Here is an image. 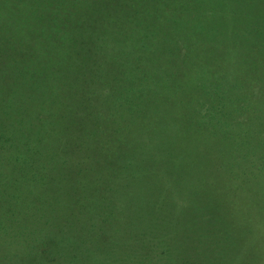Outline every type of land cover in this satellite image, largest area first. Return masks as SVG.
I'll use <instances>...</instances> for the list:
<instances>
[{"label": "trees", "instance_id": "16d2710c", "mask_svg": "<svg viewBox=\"0 0 264 264\" xmlns=\"http://www.w3.org/2000/svg\"><path fill=\"white\" fill-rule=\"evenodd\" d=\"M53 1L59 5L55 18L47 17L43 0H0V151L13 129L31 131L28 140L38 138L36 157L43 160L44 168L52 170L42 173L30 163L25 170L21 162L7 160L0 153V219L11 223L10 227L6 224L8 231L0 225V234L10 233L14 222H29L38 214L43 217L36 227L40 232L37 244L45 246L41 251L36 241L20 244L4 240L14 245L9 248L0 237V256L5 250L11 253L9 264H45L49 259L43 252H48L51 245H60L51 234L69 233L71 220L74 228L86 232L81 217L86 203H80L75 191L109 202L105 193L108 187L100 178L107 180L106 174L123 173L106 166L113 158V143L134 132L142 120L150 122L147 115L153 113L154 97L150 83L174 97L166 98L179 100L174 92L180 88L176 77H185L181 66L186 62L198 65L196 59H206L207 53L223 44L220 36L232 48L247 51L240 63L247 77L237 87L244 93L245 105L240 107L252 108L246 104L261 100L257 76L263 66L255 65L264 60L262 55L256 57L261 45L244 35L240 25L230 23L239 8L238 0ZM209 24L223 30L211 34L209 29L214 28ZM256 26L251 34L263 35L264 22ZM234 57L230 53L216 58V63L210 59L215 79L221 76L219 70L224 75L229 70L219 60L231 61ZM84 84L95 94L85 92ZM94 95L106 98L105 106L97 107ZM230 99L233 102L235 97ZM108 101L114 104L109 107ZM227 103L214 102L218 106L216 115L225 116L222 108L226 110ZM110 111L114 113L109 115ZM106 126L111 130L105 132ZM176 131L182 139L189 133ZM219 133L218 153L209 152L204 160L191 159L182 164L203 169L188 179L191 187L186 186L187 194L192 191L195 195L187 203L196 215V221L188 219L194 231L190 234L204 238L206 247H215L218 263L214 264H264V157L258 161L254 156V146L264 144V136H257L252 145L246 131ZM136 169L139 171V167ZM59 178L70 183L75 193L66 186L63 190L60 186L64 185L57 183ZM34 186V194L43 193L50 206L48 215H54V219L40 213L43 199L28 198L24 192ZM22 246L29 256L20 252ZM87 254L90 257L91 252Z\"/></svg>", "mask_w": 264, "mask_h": 264}, {"label": "rangeland", "instance_id": "374dc122", "mask_svg": "<svg viewBox=\"0 0 264 264\" xmlns=\"http://www.w3.org/2000/svg\"><path fill=\"white\" fill-rule=\"evenodd\" d=\"M238 1L240 2L239 8L235 9V14L231 17L233 19L231 21L234 22L230 21V23L240 25L242 31L245 32L244 35L261 45L256 57L264 56V34H251L256 31L254 28L257 27L256 25L264 22V0ZM43 4L46 7L43 11L47 17L55 18L56 15H59V5L53 0H43ZM1 15L3 18L5 17V14ZM209 27L214 28L209 29L211 34L223 30L216 25L209 24ZM110 32L111 29L108 34ZM220 37V43L223 44L217 45L212 52L207 53L206 59L203 58L200 61L196 59L198 65L186 62L181 66L185 70V77H176L175 81L180 88L174 92L179 100L169 99L174 97H170L167 91L161 89L159 85L154 87L150 83L151 87L149 86V88L154 94L151 101L153 113L147 115L150 122L144 123L142 120L134 132L126 135L128 138L124 136L121 141L112 145L114 148L110 152V157L113 155V158H110L111 163L107 162L106 166L114 168L109 169L110 171L121 169L123 173L116 176L101 172L102 175L106 174L107 176V180L103 178L100 180L103 181V185L108 187V192L105 193L109 196V202L104 203L100 198L88 192L82 194L80 191H75L70 188L71 184L63 179L56 180L58 185L59 183L64 185L60 186L63 190L66 186L71 193L76 192L81 204L86 203L81 215L86 232L82 233L79 229L74 228L71 220L72 226L68 229L69 233L62 235V233L55 232L51 234L58 240L55 243L60 245L59 247H55L56 244L51 245L48 252H43V257L49 259L45 264L218 263L215 247H206L203 244L204 238H195L190 234L194 231L188 219L196 221V215L192 213L191 206L187 205L190 198L195 196L192 191L191 195L187 194L188 179L193 174L198 175L196 173L203 169L186 167L182 164L188 163V160L191 159L204 160L209 152L218 153L221 141L219 131L226 132L229 129L246 131V138L252 145L257 136H264V60L255 64L263 66V71L257 76L259 80L257 84L261 87L259 95L261 100L258 99L257 103L246 104L252 108L240 107L245 105L242 103L244 93L237 91V87L247 78L242 70L244 65L240 64L244 60L242 55L247 51L243 47L232 48L230 42L227 44L225 38ZM217 38L218 36L215 39ZM105 45L111 47L110 44ZM230 53L235 56L231 61L219 60L229 70L225 71V75L219 70L221 76L215 79L209 67L213 66V62H217L216 58L225 57ZM84 86L86 87L85 92L95 94V90L90 89L91 87L85 84ZM115 87L116 84H114V89H116ZM230 97H235V100L229 102ZM72 98L76 99V97ZM94 100L97 107L105 106L103 102L107 101L100 95H94ZM218 100L228 101L226 110L222 108V113L225 115L223 118L221 113H217V115L215 113L218 106H215L214 102ZM113 104L114 102L108 101L109 107ZM112 112L110 111L109 115ZM106 127L105 132L112 128ZM177 129L184 132L187 130L189 133L182 139L177 135ZM211 130L213 134L210 136ZM13 131L9 132L10 139L2 142L0 153L7 160L9 157L10 161L21 162L25 170L30 168L28 166L30 163L38 166L42 173L45 171L52 173V170L43 167V160L36 157L35 145L38 138L32 136L35 140L32 141L31 138L32 142H30L28 135L31 134V131L29 133L15 129ZM11 140L13 142H10ZM77 141H81V138L78 137ZM87 141L90 142V138L87 137ZM78 143L80 144V142ZM82 143L86 144L85 141ZM91 146H89L90 149ZM254 149L256 150L254 155L256 160L263 159L264 144L259 143L258 146H254ZM11 152H14V155ZM216 156L218 157V155ZM136 167H139V171ZM34 190L35 186L25 189L24 192L28 198L43 199L40 213L42 212L49 219H54V215H48L47 209L50 206L47 207L43 193L39 191L34 194ZM196 191L197 193L203 192V190ZM73 197L77 196L73 195ZM181 203L183 205H180ZM38 219H41L39 214L30 217L29 222H14L10 228L11 234L6 233L8 231L6 224L9 223L10 227L11 223L0 219V225H3L7 230L0 234V237H3L2 242L11 240L13 243L32 244L33 241H36V246L39 247L37 250L41 251L45 246L37 244L40 236V232L36 231ZM217 240L215 238L213 241ZM3 243L9 248L14 246L8 241ZM1 248L5 250V247L1 246ZM22 248L20 252L29 256L30 252L24 249L26 246H22ZM88 250L91 252L90 257H87ZM3 253L0 256V264H9L8 259L11 253H6V250ZM4 256L8 258H3ZM52 256H55L56 260H50ZM57 258L63 259L59 261Z\"/></svg>", "mask_w": 264, "mask_h": 264}]
</instances>
